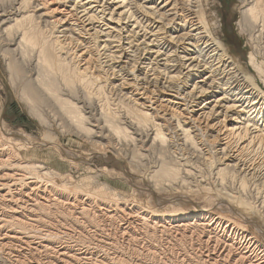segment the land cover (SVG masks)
Here are the masks:
<instances>
[{"label":"bare ground","instance_id":"bare-ground-1","mask_svg":"<svg viewBox=\"0 0 264 264\" xmlns=\"http://www.w3.org/2000/svg\"><path fill=\"white\" fill-rule=\"evenodd\" d=\"M242 1L243 31L256 41L244 65L225 47L201 0H0V45L9 78L43 122L49 117L42 107H56L66 119L53 118L64 127L94 134L85 125L91 116L97 129L109 125L127 139L135 122L129 116L122 125L111 122L92 101L93 93L107 86L136 111L140 120L134 132L145 151L146 141L173 147L183 173H197L202 188L221 189L230 180L237 195L246 196L240 199L246 211L264 222V59L257 52L264 50V0ZM87 102L89 116L83 110ZM5 144L0 140V259L7 264H138L137 235L147 225L152 235L175 234L185 248L190 241L194 255L176 251V264H264V245L240 222L204 210L150 211L144 217L118 199L109 202L68 184L57 186L43 164L18 159ZM177 173L165 163L154 172L178 179ZM49 211L73 222L76 235L83 234L77 229L82 226L102 225L101 238H88L86 245L70 240L55 245L69 237L68 231L56 232L69 223L23 217L24 212L39 217ZM41 221L50 225L48 236L55 243L37 238ZM108 225L115 229L105 232ZM95 230H89L91 235ZM147 242L141 243L143 249L151 247ZM146 250L149 256L157 254Z\"/></svg>","mask_w":264,"mask_h":264},{"label":"rangeland","instance_id":"rangeland-1","mask_svg":"<svg viewBox=\"0 0 264 264\" xmlns=\"http://www.w3.org/2000/svg\"><path fill=\"white\" fill-rule=\"evenodd\" d=\"M181 2L184 3V0H181ZM201 5L203 10L208 14L211 23L213 24L218 35L224 38L225 47H228L230 51L236 56V58H240L243 65V62L249 64L250 53L256 50V41L250 32L243 31L245 29H243V25L241 23V13L243 12L242 10H244V2L242 0H201ZM0 49V140L4 142V144L6 143V147H12L16 156L19 157H17L18 159L24 162L28 161L35 164H43L52 174V176L50 174V179H52V181L55 182L57 186L61 185V183L68 184L69 186L71 185L75 189L80 190V192L81 190L85 193L89 192L95 195V197L97 196V198L100 196L99 199H108L107 201L109 202H111L110 200L115 202L117 201L116 199H118L123 207H134L136 210L138 209L144 215V217L145 214L148 217L153 211L161 213L182 209L191 213L196 212V210H204L210 213L214 218L220 216L224 219H232L237 223L240 222L239 224H244L248 233L257 236L260 243L264 245V222L262 219L258 218L259 215H252L246 211L245 203H242L240 200L242 197L246 198V196L240 195L239 197V195H237L235 192V188L233 189L232 185H229V182L232 183L230 180H225L227 181V183L225 182L226 184L224 183L226 187L224 184L219 185L223 189H220L219 186V188H217V186L215 187L213 184L207 186V188L209 187L208 189L202 188L201 184L203 182L200 181L201 178L197 173H192L190 175L187 174L188 176L185 172L183 173L177 152H174L173 147H170L166 144L162 145L157 142L151 144L152 141H146L147 143L144 144L147 145L144 147L149 148V151H145V149L142 148L143 146H141L142 141H139V135L134 132V129H136V131L138 130L136 126L139 117L137 116L136 111L133 109V107L123 104V101H121L119 97L117 98L116 94H112L108 90L107 86L105 87V91L100 90L96 93H93L92 99L94 100L92 101H95V104L99 105L98 109L102 108L108 112V119L111 122H118V125H122L123 119L127 118L126 116H129V118L135 122L136 126L129 125L127 130L129 135H126L127 139H125V134L123 131L121 133H117L116 131H118V129H113L109 125L97 129L95 119H93L94 117L91 116L87 120L89 124L86 122L87 124L85 125L86 127L95 129L94 134L96 136L94 134H90L91 136L86 134L83 135L82 132L71 128V125L64 127V125L61 123L62 120L59 119H66L65 115L62 114V117L58 116L59 114H56V107L54 109L48 107L51 109L50 111L47 107H42V111H45L44 114L46 113V115H44L46 119L49 117L47 121L43 122L39 115V111H34L31 109L27 101L24 100L18 93L15 86L16 84L13 82V78H9V76H13L8 72L9 69H7L8 66L6 64L7 61L4 58L1 45ZM258 50L259 49H257L258 54H261L259 57L264 59V54L262 53L264 50L262 49V52ZM262 82L264 83V80ZM88 102L85 104L83 109L87 116H89V114L91 115V109L88 106L86 107V105L89 104ZM80 105H83V103L81 102ZM95 112L97 113V111ZM57 116L59 119L55 120L54 118ZM99 121L103 122L104 119L100 118ZM142 124L144 125H141L140 127L145 129V122ZM102 125L103 124H101V126ZM123 125L128 127L127 124ZM139 132L144 133V131ZM45 134L47 136H44ZM23 136L26 139L28 138L24 143L22 142L23 140H20L23 138ZM3 137L5 138L3 139ZM118 138H120V142L118 141ZM161 163H165V166L168 167L169 170L177 169V174H179L178 179H175L173 175L154 174L155 170H159V168L163 165ZM204 176H208L205 171ZM38 182L40 183V181ZM41 185L43 184L41 183ZM226 193L231 195H227ZM236 195L239 198L234 197ZM245 201L248 202L247 205L251 204L250 200L245 199ZM50 212L51 211L46 214L38 213L40 218L34 217L32 215L28 216L27 214L30 213L24 212L26 215L23 217H25V221H29L30 219L42 220L45 218L46 221L51 220L50 222L56 224L69 223L66 227L62 229L60 228L56 231L58 233H62L63 230L68 231L70 233L68 235L69 237H65L66 239L63 238L62 241H58L55 245L64 244L63 242L65 240H70V243L78 242L81 244L85 243L86 245V243L88 244L87 241L89 239L90 242L92 238H101L100 232L101 228H103L102 225L98 228H95L96 226H88L86 227L87 229H84L83 226L82 229L77 228L78 230L83 231V236H80L79 233L76 235L77 230H75V226L72 224L73 222L70 223L68 220L65 221L66 219L64 218L65 216L63 214H58L60 217L58 216L55 218L53 216L54 213ZM24 214L21 213V215ZM61 215L63 216L61 217ZM206 219L210 218L205 217L203 218V221H207ZM87 221L92 223L91 219H87L86 222ZM116 222L119 223V221ZM41 223H36L41 225V227L38 229L40 230V234L37 236V238L43 237L52 241L53 238L48 236V231H51L49 227L50 225L47 224L48 222L45 223L44 221H41ZM113 225L106 226V231H104L110 232L111 228V230L115 229V225ZM150 227L151 226L148 227V225L143 227L145 232L141 231V233L137 235L141 241L137 243L138 248L141 250H138L140 251V258L135 256L136 259H139L137 260L138 264H176V261L174 260L176 259V251L184 253L190 252L189 254L194 255V251L189 245L190 241H188L189 244L187 249L185 248L184 243L178 240L179 237H177V241L175 240V234L170 233V238L165 234H160L161 237L159 234H156L157 236L152 235L153 230ZM43 228H46L47 230H44ZM92 229H96L94 236L91 235L93 231H89ZM149 237L152 240H149ZM164 237L165 239H163ZM153 238H156L158 241ZM96 240H94V242H96ZM168 240L172 242L169 243ZM174 240L175 242H173ZM143 241L144 244L148 241L147 243L151 247H144L143 249V247H141V243H143ZM52 242L55 243L54 240ZM153 242L158 246H156ZM156 242H158V244ZM182 247L185 248V250ZM146 249L156 250V256L153 257L147 255L148 250ZM145 251L147 253H145ZM159 251L161 253H159ZM189 254L187 255L190 256ZM189 258L192 259L191 256ZM130 261L133 262L132 259H130ZM194 263L200 264L197 263L196 260H194ZM0 264H7V262H5L3 259H0Z\"/></svg>","mask_w":264,"mask_h":264}]
</instances>
